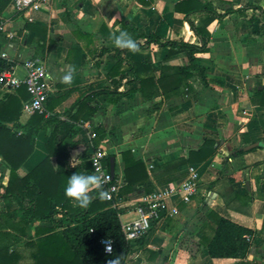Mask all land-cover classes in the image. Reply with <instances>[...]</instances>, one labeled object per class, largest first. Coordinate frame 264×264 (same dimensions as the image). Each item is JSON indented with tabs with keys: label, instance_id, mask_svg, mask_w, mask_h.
Listing matches in <instances>:
<instances>
[{
	"label": "crops",
	"instance_id": "1",
	"mask_svg": "<svg viewBox=\"0 0 264 264\" xmlns=\"http://www.w3.org/2000/svg\"><path fill=\"white\" fill-rule=\"evenodd\" d=\"M11 1L0 13L4 27L0 64L4 63L3 70L12 78L22 80L25 60H41L51 76L52 113H62L90 90L117 85L119 92L127 91L97 97V111L90 120L75 123L77 146L70 151L69 167L90 157L98 127L103 135L96 149L102 148L107 158L114 157V176L123 182L122 187L121 153L126 150L150 173L161 164L187 157L206 141L212 143V155L191 164L199 176L197 193L187 202L177 200L175 216L166 217L130 245L124 264H238V259L209 256L205 243L213 236L210 213L251 230L246 260L264 264V106L256 105L257 92L264 89V25L260 21L264 0H199L211 2L219 14L232 10L206 26L207 50L195 55L206 85L195 74L179 95L165 98L159 89L151 100L139 93L138 79L132 77L133 83L125 86V79L112 74L117 70L118 47L111 34L123 29L140 44L145 40L135 35L200 45L185 20L184 12L192 6H176L184 0H34L37 8L20 11L14 10ZM202 17L200 13L189 15L197 27L202 26ZM122 57L146 66L140 75L153 76L155 83L161 74L189 65L185 52H172L156 43L136 52L128 50ZM68 66L75 68L71 85L60 79ZM17 89L0 85V100ZM28 118V112L21 109L20 123ZM49 134V128L36 134L33 153L17 170L18 175H25L43 159ZM188 167L175 175V181L161 184L150 177V183L156 189L179 182ZM7 181L8 169L0 158V183L5 186ZM133 193L120 197L121 224L135 218L124 208ZM97 198L93 194L92 200ZM15 209L13 203L0 200V212ZM60 221L61 216L55 215L52 221L36 225L60 231L65 227Z\"/></svg>",
	"mask_w": 264,
	"mask_h": 264
},
{
	"label": "trees",
	"instance_id": "2",
	"mask_svg": "<svg viewBox=\"0 0 264 264\" xmlns=\"http://www.w3.org/2000/svg\"><path fill=\"white\" fill-rule=\"evenodd\" d=\"M10 1L0 0V13ZM176 6H192L184 12L185 20L198 37L200 45L162 42L152 35L135 37L145 40L143 44L137 43L138 50L156 43L160 47H170L172 52H185L188 66L176 67L171 73L161 74L155 83L153 76L140 75L146 66L134 65L122 57L128 49L118 47L115 52L117 70L112 74H118L120 80L125 79V86L133 83V78L138 79L139 93L146 100L156 97L159 89L165 98L179 95L182 87L187 85L186 80L195 74L206 85L204 72L196 68L195 55L207 50L209 36L205 32L206 26L232 12L226 10L219 14L213 9L211 2L200 3L199 0H184ZM193 13L204 16L201 27H197L189 19V15ZM260 21L264 25V16L260 17ZM123 66L125 68L120 71L119 68ZM4 68L6 66L1 63L0 72ZM126 93L125 90L119 92L117 85L113 89L90 90L62 113H52L55 101L49 102L48 99L45 112H29V118L24 124L19 119L22 103L29 98L25 86L0 100V158L8 169L6 185L0 183V200L16 206L13 212H0V264H108L116 255H120L121 264H124L130 245L122 232L118 211L110 207L111 203L105 198L94 199L87 208H81L65 195L64 187L72 173L93 172L89 156L81 164L69 167L70 151L77 146V142L73 141L76 134L75 123L90 120L97 111V97ZM257 96L256 105L264 106V89L258 91ZM46 128L50 129V134L44 145L45 156L25 175H18L17 170L33 153L36 134ZM95 135L94 149L103 130L96 128ZM213 152L212 143L206 141L199 150L189 152L187 157L161 164L148 173L144 163L135 160L131 152L126 150L121 153L125 186L121 188L119 197L136 191L151 193L154 186L150 183V177L161 184L175 181L178 178L176 174L191 164L206 161ZM109 158L105 160L108 170ZM163 176L166 178L159 180ZM210 214L209 218L213 219V236L205 243L209 256L238 259V264H251L246 260L251 248L246 236H251L252 231L216 214ZM55 215L61 216L60 222L65 225L62 230L53 231L52 228L36 225L52 221ZM105 240L112 242L109 253L104 251Z\"/></svg>",
	"mask_w": 264,
	"mask_h": 264
},
{
	"label": "built area",
	"instance_id": "3",
	"mask_svg": "<svg viewBox=\"0 0 264 264\" xmlns=\"http://www.w3.org/2000/svg\"><path fill=\"white\" fill-rule=\"evenodd\" d=\"M11 4L15 11L23 8L34 7L38 4L34 0H12ZM4 30L3 24L0 22V33ZM26 75L22 80L11 77L8 70L0 72V85L5 86L9 90L17 89L24 85L29 98L22 103V110L25 112H45V104L50 97L51 76L46 66L39 59L29 58L24 62ZM107 154L102 148L95 149L88 159L93 172L100 174L104 179L102 190L108 193L105 198L111 203V207L117 211L121 209V199L119 197L123 182L110 176L108 167L105 165ZM199 184L198 172L194 165L187 169L186 177L179 181L171 183L167 186L154 189L151 193L139 191L133 193V196L127 201L124 208L132 211L135 218L121 224L122 232L129 245L137 243L144 238L155 225L161 223L168 216H175L177 208L175 206L177 200L187 202L191 196L197 193ZM121 209V210H120ZM249 239L248 236H246ZM104 251L111 252L108 247H112L110 240L103 241Z\"/></svg>",
	"mask_w": 264,
	"mask_h": 264
},
{
	"label": "clouds",
	"instance_id": "4",
	"mask_svg": "<svg viewBox=\"0 0 264 264\" xmlns=\"http://www.w3.org/2000/svg\"><path fill=\"white\" fill-rule=\"evenodd\" d=\"M113 43L119 48H126L132 52L138 51L136 40L126 31L119 30L112 34ZM75 68L68 66L63 75L60 77L63 83L71 85L74 79ZM104 184L103 177L96 172H74L68 176L64 187L65 195L81 208H87L93 199V194L98 195L103 199L108 196V193L102 190ZM110 251V246L108 247ZM108 264H121L120 255L108 261Z\"/></svg>",
	"mask_w": 264,
	"mask_h": 264
},
{
	"label": "water",
	"instance_id": "5",
	"mask_svg": "<svg viewBox=\"0 0 264 264\" xmlns=\"http://www.w3.org/2000/svg\"><path fill=\"white\" fill-rule=\"evenodd\" d=\"M109 173L112 178H114V157L109 158Z\"/></svg>",
	"mask_w": 264,
	"mask_h": 264
}]
</instances>
